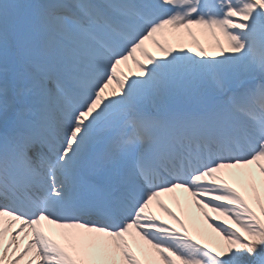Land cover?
<instances>
[{
    "label": "snow or ice",
    "instance_id": "obj_1",
    "mask_svg": "<svg viewBox=\"0 0 264 264\" xmlns=\"http://www.w3.org/2000/svg\"><path fill=\"white\" fill-rule=\"evenodd\" d=\"M0 264H264V0H0Z\"/></svg>",
    "mask_w": 264,
    "mask_h": 264
},
{
    "label": "bare ground",
    "instance_id": "obj_2",
    "mask_svg": "<svg viewBox=\"0 0 264 264\" xmlns=\"http://www.w3.org/2000/svg\"><path fill=\"white\" fill-rule=\"evenodd\" d=\"M193 32L195 33V39L199 41L200 45L205 49V51L210 53L211 56H213V55L215 56V54L218 52V49L215 46L214 39L209 35V33H207L206 30H204L202 28H198V27H194ZM182 33L185 34L184 37H186V39L184 42H186V45L183 44L180 46H183V47L189 46L190 47L192 44H194L192 37L188 36L187 33L184 31H182ZM179 38L181 39L180 34H179V37L177 39H179ZM177 39H172L171 41H174ZM219 39H220V42L224 45V47L227 48L228 47L227 40L222 35L219 36ZM175 44H177V42H175ZM147 47L154 54L160 55L158 50H156L155 47L153 45H151V43L147 44ZM129 62H131V61H129ZM129 62L126 65H121V68L125 72L126 75L131 76V73L137 71V69L135 68V66L132 63H129ZM173 197H176V200H174ZM162 200L170 208H172L173 211L177 212L178 215H181L182 218H185L181 213V208L185 206L186 201H189V198L187 197L186 193L177 192L174 194H168ZM177 200L179 201V203H177ZM152 210L157 212L163 219L167 220V222L169 224L172 223V221L168 217H166L162 212L159 211V209L156 207L155 204H153ZM187 211H188V217L189 218L186 222H188L189 220H192V219L210 221V220H206L204 218L203 212L200 209H197L195 207V205H192L189 203L187 206ZM204 211H208V214H209V217H211V220L214 222L215 221L217 222L216 218L213 217L214 213L210 212L208 209H204Z\"/></svg>",
    "mask_w": 264,
    "mask_h": 264
},
{
    "label": "rangeland",
    "instance_id": "obj_3",
    "mask_svg": "<svg viewBox=\"0 0 264 264\" xmlns=\"http://www.w3.org/2000/svg\"><path fill=\"white\" fill-rule=\"evenodd\" d=\"M183 39L186 38H182L179 43L181 44V42H183V44L186 45V42H184ZM180 45H175V47H179ZM191 48H193V51H195V45L192 44L190 46ZM185 48H189V46L185 47ZM215 56H211L209 53V59L214 58ZM218 58V57H216ZM213 217L216 218L217 222L219 223L223 218L222 217H218L215 213L213 215ZM189 224V230L190 233L193 234L194 236H196L197 238L201 239L202 242L211 245L216 244L219 241V237L216 236V234L212 231V227L214 225V222L210 221H204V220H189L188 221ZM172 225L175 226L172 222Z\"/></svg>",
    "mask_w": 264,
    "mask_h": 264
}]
</instances>
